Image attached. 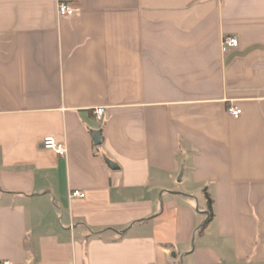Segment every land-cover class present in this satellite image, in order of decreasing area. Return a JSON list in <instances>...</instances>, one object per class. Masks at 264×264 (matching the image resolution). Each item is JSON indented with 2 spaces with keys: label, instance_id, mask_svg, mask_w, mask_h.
<instances>
[{
  "label": "crops",
  "instance_id": "0c3cea01",
  "mask_svg": "<svg viewBox=\"0 0 264 264\" xmlns=\"http://www.w3.org/2000/svg\"><path fill=\"white\" fill-rule=\"evenodd\" d=\"M0 264H264V0H0Z\"/></svg>",
  "mask_w": 264,
  "mask_h": 264
},
{
  "label": "built area",
  "instance_id": "2783aa9c",
  "mask_svg": "<svg viewBox=\"0 0 264 264\" xmlns=\"http://www.w3.org/2000/svg\"><path fill=\"white\" fill-rule=\"evenodd\" d=\"M58 15L61 17H66V16H71L73 15L76 10L71 7L69 4L65 3H60L57 6ZM222 50L225 51L227 49H232L238 47V40L236 37H225L222 40L221 43ZM229 114L234 117L238 118L239 115L241 114L240 109L237 108H229L228 109ZM94 114V119L95 121L101 123L103 121V117L105 114V109L104 108H96L93 112ZM41 147L46 150H51L56 156L63 157L66 154V145L65 143H58L53 137H46L42 140L41 142ZM84 193L81 191H72L70 193V198H78V199H83L84 198Z\"/></svg>",
  "mask_w": 264,
  "mask_h": 264
},
{
  "label": "water",
  "instance_id": "95a60500",
  "mask_svg": "<svg viewBox=\"0 0 264 264\" xmlns=\"http://www.w3.org/2000/svg\"><path fill=\"white\" fill-rule=\"evenodd\" d=\"M96 140L99 143V134H97ZM106 163L111 169H116L117 168V166L113 162H111L109 160H107Z\"/></svg>",
  "mask_w": 264,
  "mask_h": 264
},
{
  "label": "trees",
  "instance_id": "16d2710c",
  "mask_svg": "<svg viewBox=\"0 0 264 264\" xmlns=\"http://www.w3.org/2000/svg\"><path fill=\"white\" fill-rule=\"evenodd\" d=\"M208 202V211L211 212V207H210V204H211V201H207Z\"/></svg>",
  "mask_w": 264,
  "mask_h": 264
}]
</instances>
